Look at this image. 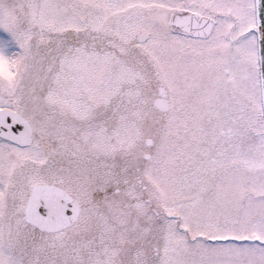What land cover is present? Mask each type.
<instances>
[{
	"label": "snow or ice",
	"instance_id": "obj_1",
	"mask_svg": "<svg viewBox=\"0 0 264 264\" xmlns=\"http://www.w3.org/2000/svg\"><path fill=\"white\" fill-rule=\"evenodd\" d=\"M0 264H264V0H0Z\"/></svg>",
	"mask_w": 264,
	"mask_h": 264
}]
</instances>
